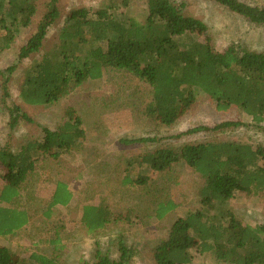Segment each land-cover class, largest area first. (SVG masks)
I'll use <instances>...</instances> for the list:
<instances>
[{
	"label": "trees",
	"instance_id": "16d2710c",
	"mask_svg": "<svg viewBox=\"0 0 264 264\" xmlns=\"http://www.w3.org/2000/svg\"><path fill=\"white\" fill-rule=\"evenodd\" d=\"M58 1L51 0L50 11L42 17L36 34L21 48L16 65L0 71L2 100L10 114L12 129L20 121L34 122L19 105L7 104L11 75L19 63L43 51L50 28L60 18ZM182 1L147 0V17L143 22L119 13L129 0H111L108 7L96 11L87 8L71 11L55 38L54 48L26 69L19 92L21 101L30 107L51 106L86 83L102 80L108 71L122 72L151 91V100L143 113L145 120L173 127L193 111L200 95H206L217 112L238 109L251 118L254 127L264 131V50L256 52L231 45L225 51H218L209 39L202 38L208 32L207 25L187 14V4ZM208 1L250 24L264 27V8L240 0ZM35 2L0 0V53L9 50L22 30L30 26L36 13ZM64 117L57 130L43 129L42 141L29 142L18 152L10 146L0 147L3 173L0 205L18 200L41 153L57 160L62 154L80 150L86 140L83 119L71 108ZM246 126L241 121H227L213 127L199 126L172 139L216 135ZM160 141L165 139L141 138L124 143ZM180 163L203 179L198 192L201 207L173 223L168 238L155 248L156 264H192L195 252L209 255L220 264H264V226L244 225L230 207L237 194L264 196V147L239 141H207L185 144L178 149H159L129 159L122 185L149 188V172L167 174ZM131 168L138 169L136 174ZM59 186L65 187L67 198L60 199ZM68 188L65 183L57 184L50 212L59 205H69L72 193ZM175 208L170 202L158 203L157 216L164 218ZM14 211L0 207V236L4 238L14 236L30 224V218L21 219L18 225L15 219V222L8 219L11 214L27 212ZM50 212L46 213L48 218ZM117 220L126 219L115 217L103 203L84 207L81 217L92 232ZM119 251L117 261L98 252L94 264H130L132 251L123 243ZM0 264L61 263L40 254H32L29 262H25L12 248L0 245Z\"/></svg>",
	"mask_w": 264,
	"mask_h": 264
},
{
	"label": "rangeland",
	"instance_id": "374dc122",
	"mask_svg": "<svg viewBox=\"0 0 264 264\" xmlns=\"http://www.w3.org/2000/svg\"><path fill=\"white\" fill-rule=\"evenodd\" d=\"M240 1L264 8V0ZM182 2L187 4V14L207 25L208 32L202 38L209 39L218 51H225L231 45L256 52L264 50V27L250 24L212 1ZM50 3L51 0H36V13L30 26L22 30L9 50L0 53V71L16 65L21 48L36 34L42 17L50 11ZM110 3L111 0H59L60 18L50 28L43 51L17 65L11 75L7 104L19 105L34 123L20 121L15 128L10 127V114L2 100L0 77V147L10 146L18 152L29 142L42 141L43 129L55 131L61 127L69 108L83 119L86 131V140L77 152L62 154L57 160L41 153L35 171L20 190L18 200L0 205L13 211L11 213L15 212L12 208L27 211L26 214H11L8 219L17 224L30 218V224L14 236H5L14 240L7 246L25 262H29L32 254H40L56 258L61 264H94L98 252L117 261L119 246L123 243L133 253L130 264H156L155 248L160 241L168 238L173 223L201 207L198 192L203 179L180 163L167 174L149 172V188L123 186L127 161L159 149H178L185 144L207 141H239L264 147V131L254 127L251 118L238 109L217 112L215 104L206 95H200L193 111L173 127L145 120L143 113L151 100V91L147 85L122 72L108 71L102 80L86 83L51 106L30 107L23 104L19 92L26 69L54 48L55 38L70 12L78 8L96 11L108 7ZM119 13L143 22L147 17V0H129ZM227 121H241L248 126L216 135L198 134L181 140L172 139L199 126L213 127ZM141 138L165 141L136 145L124 143ZM131 171L136 174L138 169L131 168ZM2 175L0 172V190ZM59 182L68 185L72 201L68 206L59 205L50 212L49 205ZM64 188L59 186L60 199L68 196ZM168 202L175 204L176 208L160 219L157 216L158 203ZM101 203L115 217L126 220L114 221L99 231H89L81 221L83 208ZM230 207L244 225L264 226V196L237 194ZM49 212L50 218L46 216ZM54 241L59 243L53 245ZM194 254L192 264H220L209 255Z\"/></svg>",
	"mask_w": 264,
	"mask_h": 264
},
{
	"label": "crops",
	"instance_id": "0c3cea01",
	"mask_svg": "<svg viewBox=\"0 0 264 264\" xmlns=\"http://www.w3.org/2000/svg\"><path fill=\"white\" fill-rule=\"evenodd\" d=\"M14 203V202H13ZM12 210H15V208H12ZM27 227V226H26ZM14 242L13 239H10V238H5L3 236H0V245H4L5 247H8L7 245H10Z\"/></svg>",
	"mask_w": 264,
	"mask_h": 264
}]
</instances>
